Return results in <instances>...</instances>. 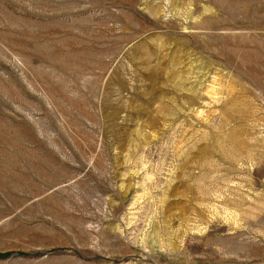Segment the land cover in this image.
<instances>
[{"label": "rangeland", "instance_id": "obj_1", "mask_svg": "<svg viewBox=\"0 0 264 264\" xmlns=\"http://www.w3.org/2000/svg\"><path fill=\"white\" fill-rule=\"evenodd\" d=\"M0 264H264V0H0Z\"/></svg>", "mask_w": 264, "mask_h": 264}]
</instances>
